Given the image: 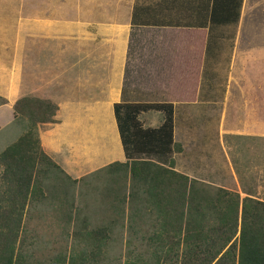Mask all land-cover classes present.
I'll return each instance as SVG.
<instances>
[{"label": "crops", "instance_id": "obj_1", "mask_svg": "<svg viewBox=\"0 0 264 264\" xmlns=\"http://www.w3.org/2000/svg\"><path fill=\"white\" fill-rule=\"evenodd\" d=\"M263 2L0 0V97L7 101L0 106V127L15 120L12 100L35 92L55 106L53 122L39 127V140L63 171L77 172L80 147L123 156L114 104L126 64L139 59L136 51L150 57L146 53L156 54L160 45L164 64L171 59L178 68H200L197 77L208 83L209 100L226 92L214 83L233 81L236 88L227 93L235 95L231 118L244 116L243 135L261 134L254 126L264 122ZM202 91L200 86L198 96ZM75 155L76 163L69 160Z\"/></svg>", "mask_w": 264, "mask_h": 264}, {"label": "rangeland", "instance_id": "obj_2", "mask_svg": "<svg viewBox=\"0 0 264 264\" xmlns=\"http://www.w3.org/2000/svg\"><path fill=\"white\" fill-rule=\"evenodd\" d=\"M159 46L156 54L146 53L150 57H143L145 52L141 50L136 51L139 59L133 61L132 57L127 61L120 99L126 102V107L120 111L122 116L130 115L131 123L138 130L158 128L168 114L161 106L172 103L173 141L180 147L174 146L168 155L174 162V169L193 178L197 192L215 195L223 188L233 195L238 194L240 200L248 194L264 200V122L254 126L256 133L261 134L243 135L247 127L244 116H239L238 120L234 114L231 118L228 109V105L235 104V98H230L234 93L227 94L231 88H236L232 86L233 81L214 83L219 90L224 87L226 92L221 98L209 100L204 96L209 92L208 83H200L197 77L200 68L179 69L171 64V59H166L164 64ZM156 47L151 46V49ZM31 53L37 58L36 48L31 49ZM178 73L181 76H177ZM200 86L205 92L198 96ZM25 93L11 102L15 120L0 127V157L21 137L37 156L39 127L46 128V123L53 122L48 108L37 105V94ZM23 98H30L32 103L22 100L14 106L16 100ZM6 102L0 97V106ZM2 117L5 113L0 111V120ZM82 133L89 135V129ZM94 136L97 140L96 132ZM102 150L103 147L95 146L87 153V147H80V164L77 172L69 171L71 175L52 166L39 154L38 180L41 183L37 191L43 196H36L23 209L17 243L22 264H56L63 256L91 254L93 244L85 236L99 226L110 227V238L94 251L98 264H125L149 258L153 248L147 237L152 226L157 224L155 213L141 194L143 191L133 186L128 174H106L103 169L113 161H126L123 148V156H104ZM133 157L160 164L166 162L165 157L148 154ZM69 160L76 163L78 157L75 155ZM53 162L57 163L56 159ZM36 170L37 166L34 172L37 180ZM4 173V161L0 160L1 204L8 203V193L13 188ZM128 192L134 193L133 198L127 196ZM168 264H179V261L170 260Z\"/></svg>", "mask_w": 264, "mask_h": 264}, {"label": "trees", "instance_id": "obj_3", "mask_svg": "<svg viewBox=\"0 0 264 264\" xmlns=\"http://www.w3.org/2000/svg\"><path fill=\"white\" fill-rule=\"evenodd\" d=\"M22 100L29 101L30 98L17 100L14 106ZM171 104L161 106L168 112L161 126L143 130L133 126L130 115L120 113L126 107L124 100L114 104L126 161H113L103 169L106 174H128L133 186L143 191L141 194L151 205L157 221L147 237L153 248L149 258L125 264H168L174 259L179 264H264V200L249 194L240 200L238 194L233 195L223 188L215 195L197 192L195 180L174 169V162L168 155L174 146L180 147L173 141ZM37 105H45L49 116L55 109L52 104L39 99ZM25 141L21 137L0 157L4 161L5 177L13 185L12 192L8 193V203L0 202V264H22L17 243L23 209L36 196H43L37 191L41 183L38 180L39 154L52 166L63 170L45 154L40 143L36 156ZM138 154L165 157L166 162L160 164L133 157ZM133 194L128 192L127 196L133 198ZM3 200L6 201L5 197ZM109 229V226H99L86 234V239L93 244L91 254L63 256L56 264H98L94 251L107 243Z\"/></svg>", "mask_w": 264, "mask_h": 264}]
</instances>
